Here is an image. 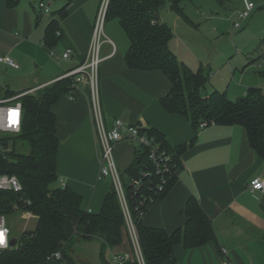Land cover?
Segmentation results:
<instances>
[{"label":"crops","instance_id":"obj_1","mask_svg":"<svg viewBox=\"0 0 264 264\" xmlns=\"http://www.w3.org/2000/svg\"><path fill=\"white\" fill-rule=\"evenodd\" d=\"M40 1L48 4L50 13L37 6ZM195 2L184 7L193 25L170 7L162 11L161 19L174 32L171 49L195 70L200 65L210 67V92L226 91L229 98L233 93L229 87L240 70L242 82L237 87L241 94L237 98L246 95L255 84H244L243 76L255 64L258 71L264 69L260 64L264 58L251 50L246 54L236 44V35L228 39L241 10H234L226 19L228 11L217 2H211L207 11ZM100 3L101 0H21L18 6L9 8L7 0H0V54H9L20 64L18 69L0 64V87L15 93L43 87L83 63ZM260 4L264 5V0ZM66 5L68 14L61 18L56 12ZM256 8L255 3L253 11ZM53 18L58 20L62 36L56 45L47 48L46 30ZM232 18L235 21L230 25ZM105 33L112 42L105 41L101 47L99 83L107 125L121 118L157 129L171 145L195 140L181 156L183 168L178 180L167 196L156 200L143 215L144 224L169 232L176 230L187 220L183 207L189 198L196 197L211 219L216 236L200 247L176 245V264H220L224 258L222 248L227 249L235 264H264V190L249 187L254 178L264 177V160L252 151L245 129L237 124H211L197 129L186 117L167 112L160 99L171 90L169 78L159 70L127 66L125 54L130 40L118 20L107 21ZM69 48L73 51L71 57L63 58ZM4 71L11 74L4 77ZM257 72L256 76L261 77ZM257 83L256 87L264 88ZM73 94L75 100L66 94L52 106L60 142L57 185L69 186L80 194L83 210L99 213L112 181L100 176V151L88 82H80ZM136 151V143L118 144L115 155L121 171L133 163ZM97 246L104 264L100 243ZM116 253L129 255V260L137 258L129 231L120 245L107 250V260L111 261Z\"/></svg>","mask_w":264,"mask_h":264},{"label":"trees","instance_id":"obj_2","mask_svg":"<svg viewBox=\"0 0 264 264\" xmlns=\"http://www.w3.org/2000/svg\"><path fill=\"white\" fill-rule=\"evenodd\" d=\"M195 0H110L106 20H118L126 32L130 46L125 54L129 68L163 72L171 81V90L160 99L161 106L169 113L189 119L199 129L207 125H241L252 151L264 160V88L250 87L246 95L232 100L226 91L207 92L211 69L200 65L196 70L181 61L170 47L174 38L172 28L163 21L161 14L169 3L187 23L193 25L185 13V2ZM21 0H7L14 8ZM226 8L230 0H216ZM61 18L68 14L67 5L56 12ZM59 23L53 18L47 27L45 45L52 48L62 36ZM264 78V69L258 71ZM73 77H64L47 84L34 93L25 94L21 131L13 136V149L0 150V173L16 175L22 191L0 190V215L10 216L20 211H31L37 217L33 229L23 231L17 244L0 253V264H60L49 259L61 251L64 264H76L70 254L75 237L81 240H100V257L104 264L107 250L123 242L128 231L125 214L112 182L99 213L81 208V195L69 186H58L57 155L59 138L57 120L52 106L73 89ZM15 92L5 91L6 96ZM147 133L155 137L160 148L171 156V172L158 173L150 157L149 147L137 146L131 165L120 171L132 220L137 230L140 250L145 264H176L175 246L200 247L215 239V229L196 197H191L182 209L187 217L185 224L169 232L163 228L144 224L143 215L151 205L167 196L183 168L181 156L194 145L195 140L182 145H171L165 136L154 128ZM7 136V135H6ZM22 143L27 150L21 149ZM145 172L149 175L144 176ZM140 179L139 186L133 185ZM162 182H164L162 184ZM162 184V189L159 185ZM69 220L75 233L69 236L65 223ZM13 235V232H12ZM124 264H140L137 258Z\"/></svg>","mask_w":264,"mask_h":264},{"label":"built area","instance_id":"obj_3","mask_svg":"<svg viewBox=\"0 0 264 264\" xmlns=\"http://www.w3.org/2000/svg\"><path fill=\"white\" fill-rule=\"evenodd\" d=\"M243 1L244 9L239 11V21H236L234 23V28L236 30L240 29L242 26L240 21L247 19L255 8L254 2L249 0ZM109 3L110 0H101L93 25L92 37L90 40L88 53L84 62L69 70L58 79L70 76L74 78L73 89L68 94L71 100H75L73 91L78 86V84L82 81L88 82L92 117L95 125V131L100 151V176L108 177L114 183L125 214L128 231L135 246L137 258L140 264H145L139 246L137 230L129 210L128 201L124 190V184L120 174L121 170L119 169L116 161L115 150L118 144L122 142H133L136 143L137 146L143 145L149 147L151 151L150 157L155 163V165L158 167V173L162 174L171 172L172 166L170 163L172 162V159L170 155H168L164 150L160 148V144L157 142L155 137L150 136L147 131H144L148 127H144L138 124H131L121 118H116L111 126L107 125L101 100L99 65L102 60L100 56L102 44L105 41L112 42V40L105 33ZM37 6L44 13H50L51 11L48 4L44 1H40L39 3H37ZM58 34H61L60 31H58ZM72 52L73 51L71 48L67 49L66 52L63 54V58H70ZM0 64L15 69L20 68V64L9 54H0ZM38 88H35L33 90H37ZM28 93L29 91H23L20 93H15L11 96L0 97V138L6 135H16L21 131L23 121V104L21 98ZM13 114H15L14 117ZM207 126V123L200 124V128H204ZM147 175H149V172L144 173V176ZM163 183L164 182H162V184ZM140 184V179L133 180L134 186H139ZM162 184L159 185L160 189H162ZM249 187L253 191H263L264 177L254 178L250 182ZM22 188V184L16 175L9 173H0V190H11L14 192H19L22 191ZM20 216L24 219L36 217L31 211L27 210L22 211V214ZM0 232L4 233L6 241V246H0L1 253L4 250H8L14 247L11 246V229L8 226L6 217L3 215H0ZM221 251L224 255V258L220 264H235L230 259L226 248H222ZM49 259L59 260L61 262L60 264L66 263L63 259L61 251H57L52 254ZM129 259V255H121L119 253H116L112 255L111 262L114 264H124Z\"/></svg>","mask_w":264,"mask_h":264},{"label":"rangeland","instance_id":"obj_4","mask_svg":"<svg viewBox=\"0 0 264 264\" xmlns=\"http://www.w3.org/2000/svg\"><path fill=\"white\" fill-rule=\"evenodd\" d=\"M229 6L226 7V11H228L227 15L225 18L227 19L228 17L231 16V13H233L234 10H243L244 9V3L243 0H230ZM257 8L251 12L250 16L245 19L241 20L242 28L239 30H236L233 27V30H235L233 33L228 34V39L232 38L235 36V42L238 45H241L243 48L244 52L247 54L248 51L251 50V52H254L255 56L257 55H262L264 58V5L260 4L261 0H254ZM211 2L216 3V0H196L195 3H197L199 6H203L204 11H207L206 8L211 7ZM191 2L186 1L185 5H191ZM169 7V3L164 7L167 8ZM238 15V13H237ZM237 19V17L235 18ZM235 19L232 18V21H229L228 23H233ZM231 20V19H230ZM236 21H239L237 19ZM235 21V22H236ZM236 64L233 63V66ZM252 64V63H251ZM261 66L264 68V59L260 62ZM261 67V68H262ZM258 71L257 65H253L248 74L243 76V83L244 84H261V86L264 87V80H262L261 77L256 76V72ZM258 73V72H257ZM11 73L10 72H5L4 71V77L9 76ZM241 78V72L240 70L238 73L235 75V78L232 80L231 85L229 88L230 93V98L232 100H236L237 97L239 96V92H241L238 89V85H241L242 79ZM263 81V82H262ZM249 85V86H250ZM223 89L226 87H222ZM39 89V88H38ZM207 92H210V85H207L206 88ZM29 93H34L37 90H27ZM0 97H6L5 95V90L0 87ZM2 138H7L4 145L7 146V150H12L13 145H14V138L13 136H4ZM3 142V141H2ZM0 142V150H4L5 148L3 146V143ZM18 145L21 147L23 150H27V147L23 145L22 143H18ZM22 214V211L19 213H16L15 215H10L6 216V221L8 223V226L11 228L13 232V237H19L20 234L23 231L33 229L36 226L37 223V217H31L30 219H24L20 215ZM100 243L99 239H94V240H81L78 237H75L74 240L71 243V248H70V254L74 258V261L76 264H102L100 259H99V246L97 244Z\"/></svg>","mask_w":264,"mask_h":264},{"label":"water","instance_id":"obj_5","mask_svg":"<svg viewBox=\"0 0 264 264\" xmlns=\"http://www.w3.org/2000/svg\"><path fill=\"white\" fill-rule=\"evenodd\" d=\"M161 23H163V20H161ZM65 229H66V232L69 236H73L74 233H75V228L73 226V224L67 220L66 223H65ZM17 244V238L16 237H12L11 239V246H15Z\"/></svg>","mask_w":264,"mask_h":264},{"label":"clouds","instance_id":"obj_6","mask_svg":"<svg viewBox=\"0 0 264 264\" xmlns=\"http://www.w3.org/2000/svg\"><path fill=\"white\" fill-rule=\"evenodd\" d=\"M15 116V114H13V117ZM0 246H6V241H5V237H4V233L0 232Z\"/></svg>","mask_w":264,"mask_h":264}]
</instances>
